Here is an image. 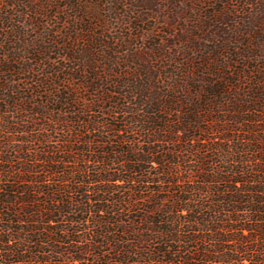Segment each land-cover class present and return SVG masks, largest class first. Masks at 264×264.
Listing matches in <instances>:
<instances>
[{"label":"trees","instance_id":"16d2710c","mask_svg":"<svg viewBox=\"0 0 264 264\" xmlns=\"http://www.w3.org/2000/svg\"><path fill=\"white\" fill-rule=\"evenodd\" d=\"M50 4V0L43 3L44 11L50 7ZM23 5L14 0L6 7L12 10L23 8ZM68 6L76 11H82L80 5L75 3H69ZM31 8L34 9L33 7L29 9L32 10ZM44 11L41 14L47 17L48 14ZM87 15L95 23L87 21L82 16L77 17L75 24L81 28L74 29L71 34L78 36L81 41H86L90 45L88 51L97 50L103 54L104 51L95 49V46L101 49L110 46L109 39L104 36L107 20L94 18L90 13ZM9 18L6 13L0 14V29L10 23ZM246 23L250 24L252 21L247 19ZM93 27L104 30L100 33L98 41L92 39L95 36ZM246 29L254 38L264 40V29L258 31L250 27ZM119 31V35L122 36V29L119 28ZM12 33L13 41L8 45L14 46L15 52L1 54L4 58L0 62V74L9 71L6 65L10 62L21 59L19 57L21 48L15 49V44L22 47L24 35L18 30ZM189 34L192 37L181 36V42L185 46H181L180 51L172 55L168 53L167 48L155 49V44L150 45L151 54L143 59V65H140L141 71L134 68L132 74L129 72L122 76L114 74L115 78H118L114 81L110 80L113 71L107 65L105 69L97 65L92 67V71L98 72L100 69V72L95 73L91 81H84L80 86L81 89L87 90L94 80L97 82L104 80L106 85L108 83L117 86L118 91L107 90L108 95H99L97 102L99 104L111 102L107 110L111 117L121 110L125 112L128 117L120 121L124 127L123 131L128 128L140 132V137L147 145L175 142L177 137H174L179 134L186 136L181 142L193 143L198 139L193 135L196 131L211 133L216 136L211 141H217L205 149L183 146L181 151H187L186 149L189 148L190 151L199 154L194 159L187 157L176 159L174 156L178 150L168 149L163 145L147 147L146 150L138 149L130 146L132 142L129 139L118 140L119 144L129 145L126 149L117 151L111 157L108 153L113 152L112 150L102 149L100 153L103 155L94 157L92 161L87 160L86 155L83 154L87 148L76 150L79 153L76 154L68 146L65 152L76 154V157H70V160L82 164L75 166L68 173L53 167L54 163H69L68 158L57 159L28 154L27 158H30V161L33 159L45 163L43 171L51 177L50 181L54 186V188L48 186L51 189L33 187L32 184L41 183L36 177L35 170L29 165L14 168L10 165V158L5 157L3 151L0 152V183H2L0 264H94L93 261L98 262L100 259L103 261V258H106L104 255L98 258L92 254L93 251L102 248L101 241L96 240L97 236L90 237L91 240L86 238V241H89L84 243L85 245H77L80 241H76L71 235L77 229L70 231L51 227L58 218L69 219L72 225L87 222L84 221L85 219L70 218L73 214L87 213V211L112 213L109 208L86 209L77 186L84 179L88 180L87 183L90 185L109 181L127 184L129 189H124L127 190L125 198H116L112 202L119 210L126 206L135 209V212L137 210L135 218H131L126 224L120 219L97 220L93 223L92 230L102 226H116L113 228V239H106L111 231L105 228L99 236L105 244L113 245H110L112 249H105L113 253V257L104 260L108 264L110 262L113 264H195V262L197 264H264V51L244 45L240 63L231 57L222 62L219 61L221 51L227 52L232 39L235 38L231 33L228 34L230 38L225 39L219 46L204 51H201V45L192 42L193 37L198 38L195 27L190 28ZM39 45L32 42L30 45L26 44V48L22 47V52L28 57V61H34L35 65L41 64L40 59H37L41 54V50L37 47ZM64 47V44L59 45V49ZM67 47L63 51L76 54L73 56L81 53L79 49L74 51L70 44ZM11 55L12 59L6 61ZM181 55L183 58L179 62L177 58ZM78 58L71 57L75 60ZM153 60L160 62L161 69L165 67H162V64L167 61L179 62L187 67L184 71L177 69L173 77L178 83H172L167 87L173 97L159 90L161 78L158 70L152 67ZM195 61H198L197 64ZM112 62L109 63V67L114 65L120 67L118 63ZM33 71L34 69L27 67L16 69L18 75ZM164 74L166 78L167 73ZM122 78L125 79L121 81ZM51 82L52 86H59L58 83ZM49 83L42 82L39 86H50ZM6 89L4 83L0 82V93H4ZM9 92L20 93L17 89H11ZM185 92L190 93L195 100L178 98ZM113 94L124 100L126 97H131L132 102L128 104L131 107L124 111L126 107L118 101H113ZM57 99L66 106L78 101L69 94L60 95ZM9 105L10 108L18 111L12 100ZM42 108L48 111L46 106ZM19 110L23 112L26 108ZM84 111L86 112L87 108H84ZM172 113L173 117H171ZM33 115L38 116L36 112H32ZM44 116L46 115L40 114V117ZM87 122L88 125L82 127L85 131L87 129V132L95 130L93 125L99 124L91 120ZM204 123L212 125L208 130L200 128V124L204 125ZM103 129L120 132L114 125H108ZM79 135L77 131L66 143L90 142L79 141ZM46 151L48 153V149ZM206 151L212 152L214 158L205 156L203 153ZM27 158L24 157L25 160ZM179 161L189 163V171H194L192 177L196 180L189 177L187 181L192 182L189 186L184 185V179L177 177ZM88 162L103 163L106 166L115 163L120 169L113 177L111 175L105 177L101 174L108 173V168L98 170L88 166L86 164ZM6 164L8 166L5 167ZM145 165H149L154 173H150ZM47 177L45 175L43 179ZM24 182L31 186L26 188L17 186ZM150 183H156L159 188L145 200L136 197L140 191L134 190L131 185ZM93 192L94 194L113 193L111 189ZM64 194H77L79 200L75 201L68 197L65 201ZM41 197L43 199H40ZM137 200H143L140 209H136L137 205H131L132 202L137 203ZM94 201L105 200L96 198ZM122 202L125 206H121ZM65 244L71 245L69 251L71 255L66 257L63 256L64 253L60 248ZM86 254H92L94 260L85 259Z\"/></svg>","mask_w":264,"mask_h":264},{"label":"rangeland","instance_id":"374dc122","mask_svg":"<svg viewBox=\"0 0 264 264\" xmlns=\"http://www.w3.org/2000/svg\"><path fill=\"white\" fill-rule=\"evenodd\" d=\"M12 1L14 0H0V14L6 13L10 17V23L0 29V62L4 58L1 54L15 52L14 46H9L8 44L13 41L12 32L18 30L25 38L24 44H21L23 48H26V44L30 45L32 42L40 44L37 47L41 50V54L37 56V59H40L39 63L41 64L35 65L34 61H28V57L22 52L23 48L15 44V49L21 48V53L19 54L21 59L17 62H10L6 65L9 71L0 74V82L4 83L5 87H7L4 93H0V152L3 151L5 157L10 158V165L14 166V168L18 169L29 165L31 169L35 170L36 177L41 180V183L39 185L32 184L33 187L39 186L51 189L48 186H52L54 188L53 183L50 181L51 177L43 171V168L46 166L45 163H41L39 160L34 161L33 159L30 161V158H27L28 154L47 158H68L69 163L67 164L60 162L52 164L53 167H58L64 173H68L75 166L82 165L77 161L70 160V157H76V154H79L76 150L87 148V151L83 154L86 155L87 160L91 161L94 157H101L103 155L100 153L102 149L112 150L113 152L108 153V156L111 157L117 151L129 147L126 143L119 144V139H129L132 142L130 146H135L142 150L159 145H163V147L168 149H177L178 152L174 156L176 159L179 157H182L181 159L185 157L187 159H194L199 154L196 151H190V147L193 146V149H205L217 141H211V139H215L216 137L211 133L196 131L193 135L198 139L193 143L187 141L181 142L186 136L179 134L174 137H177L175 142L147 145L142 140V137H140V132L128 128H125L126 130L123 131L124 127L120 121L124 117H128V115L121 110L120 113L116 112L111 117L107 112L109 106H111V102L106 101L102 104L97 102L99 95H108L106 93L107 90L118 91L117 86L108 83L106 85L104 80H99L98 82L94 80L93 84H89L87 90L81 89L80 84L82 82L91 81L95 73L100 72V69L98 72H93L92 67L99 65L100 68L105 69L107 65L113 71V77L110 80L114 81L118 79L115 78L114 74H121V76L126 72L132 74L134 68L137 71H141L142 67L140 65H143V59L151 54L149 52L150 45L155 44V49L163 48L165 50L167 48L168 53L171 55L174 52L177 53L185 46L181 42V36L189 35L192 37V33L189 34L191 27H195L198 34V38L197 36L193 37L194 40L192 42L201 45V51L219 46L225 39L230 38L229 33L235 37L232 39L229 49L226 50L227 52L221 51L222 55L219 61L222 62L231 57L240 63L244 45L245 47L248 46L264 51V40L254 38L252 33H248L246 29V27L257 31L264 29V0H50V7L45 11L42 7L46 0H15L24 4L23 8L11 10L6 6ZM250 1L253 2L249 3ZM69 3L80 5L82 11L79 12L76 9H71L68 6ZM30 7L34 9L31 8L32 10H30ZM42 11L48 14V16L42 15ZM87 13L92 14L94 18L98 17L102 20H107L105 31L99 27L92 28L95 35L92 38L94 41L100 39V33L103 31L104 36L109 39L108 43L110 46L106 49L95 46V49L104 51L103 54L97 50L88 51L90 45L86 41L79 40L78 36L71 34L74 29L81 28L78 24H75L77 17L82 16L87 21L95 23ZM134 19H136L135 22ZM247 19H250L252 23L247 24ZM119 28L122 29V36L119 35ZM226 42L228 44L229 40ZM63 44L65 45L64 48H68L67 45L70 44L74 51L79 49L81 53L73 56L76 54L67 50L63 51L64 48L59 49V45ZM47 50L50 52H47ZM197 54L199 55L200 53L198 52ZM71 57L79 58L75 60L71 59ZM181 58H183L182 55L177 58L179 62ZM11 59L12 55L6 61H10ZM111 61H113L112 63H118L120 67L115 65L109 67ZM179 62L167 61L162 64V67L165 66L162 69L159 67L160 62L156 60L152 62V67L158 70V75L161 78V84L158 86L159 90L164 94L171 95V97L173 95L167 87L172 83H178L173 77L175 71L177 69H183L184 71L187 68ZM197 62L195 61V64ZM24 67L34 69L35 72L18 75L16 69ZM164 73H167L166 78ZM84 76L86 80L83 79ZM170 78L172 79L170 80ZM124 79L122 78L121 81ZM51 81L58 83L59 86H52ZM42 82H50V86H39V83ZM8 89L9 91L17 89L20 93H11L7 91ZM64 94L72 95L78 101L70 106L63 105L57 98ZM28 97L29 99L27 100ZM112 98L113 101H118L123 107H126L123 109L124 111L128 107H131L128 106L129 102H132L131 97H126L124 100L113 94ZM178 98H184L189 101L195 100L190 93L187 94L186 92L178 96ZM11 100L15 102L18 111L10 108L11 105L9 104ZM126 101L127 104H125ZM42 106H46L48 111H45ZM19 108H26V110L20 112ZM84 108H87L86 112ZM32 112H36L38 116H32ZM41 113L46 116L40 117ZM173 115L172 113L171 117ZM161 116L165 117L164 115ZM113 117L116 119H113ZM89 120L99 122V124L93 125L95 130L87 132V129L85 131L82 127L88 125L87 121ZM108 125H114L120 132L103 129ZM211 125L207 123H204V125L200 124V128L208 130ZM77 131L80 134L79 141L90 142L88 144L83 142L74 144L72 141L70 144L66 143L67 140L72 139V136ZM68 146L76 154L66 153L65 148ZM183 146L189 147L186 149L187 151H181ZM5 150L7 151L5 152ZM203 154L214 158L213 153L210 151H206ZM24 157L27 159L25 160ZM86 164L98 170L108 168V173L101 174L105 177L108 175L113 177L120 169V166L115 163L107 164V166L103 163L93 164L92 162H88ZM145 167H147L150 173H154V170L150 169L149 165H145ZM189 167V163L178 162L177 177L184 179L185 186L192 184V182L187 181L189 177L196 180V178L192 177L194 176V171H189ZM45 175L48 177L44 180L43 177ZM87 181L84 179L77 185L86 209H89V207H95L97 210L109 208L112 210V213L108 214L103 211L91 213L87 211V213L73 214L70 218L85 219L84 221L87 222L81 225H72L69 219L58 218L51 224V227H60L70 231L71 229H77L74 234H71L76 241H80L77 245H85L84 243L91 240L90 237L97 236L96 240L102 242H100L102 248L93 251L92 254L98 256V258L104 255L110 259L113 257V253L105 249H112L110 246L112 244L109 242L108 245L105 244V241L99 238V236H101L105 228L109 232L111 231V234L107 235L106 239H113V228H116V226H102L92 230L93 223L97 220L120 219L123 224H126L131 218H135L137 210L135 212V209L128 206L119 210L112 202L116 198H125L127 190L124 189H129L127 184H123L120 181H109L90 185ZM17 186L26 188L31 185L24 182ZM131 186L134 190L139 189L140 193L136 197L143 200L152 195L155 189L159 188L156 183L134 184ZM104 189H111L113 193L94 194L93 192ZM64 195L63 199L65 201L68 200V197L73 198V200L75 199V201L79 200V195L77 194ZM96 198L104 199L105 201L96 202L94 201ZM40 199L43 198L41 197ZM143 200H137V203L132 202L131 205H137L136 209H140ZM121 206H125V204L122 202ZM70 231L69 233H71ZM86 238L89 240L86 241ZM70 246L69 244H65L60 247L64 253L63 256L71 255L69 253ZM92 254H86L84 258L93 261L94 256ZM106 258H103V261L100 259L98 262H93H95L94 264H108V262H104ZM109 264H113V262ZM195 264L197 263L195 262Z\"/></svg>","mask_w":264,"mask_h":264}]
</instances>
